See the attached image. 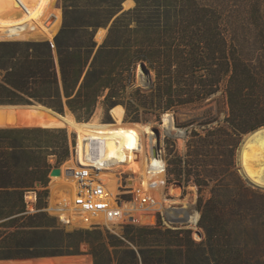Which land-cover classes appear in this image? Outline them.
Wrapping results in <instances>:
<instances>
[{
    "label": "trees",
    "instance_id": "16d2710c",
    "mask_svg": "<svg viewBox=\"0 0 264 264\" xmlns=\"http://www.w3.org/2000/svg\"><path fill=\"white\" fill-rule=\"evenodd\" d=\"M212 2L151 0L148 17L134 26L109 19L102 5L74 3L59 11L63 21L19 25L0 40V264H249L253 226L245 218L264 195L233 169L232 142L264 124V59L244 57L228 38L226 13L236 7ZM241 10L264 38L261 3ZM138 61L154 72L151 93L143 94L153 109L201 103L224 85V123L203 134L193 129L168 169L170 180L197 186L200 241L190 228L165 226L142 200L122 234L67 231L42 199L26 206L25 191L46 187L63 161L80 162L82 128L98 96L108 90L109 104L118 102L122 73ZM143 213L149 221H141Z\"/></svg>",
    "mask_w": 264,
    "mask_h": 264
},
{
    "label": "rangeland",
    "instance_id": "374dc122",
    "mask_svg": "<svg viewBox=\"0 0 264 264\" xmlns=\"http://www.w3.org/2000/svg\"><path fill=\"white\" fill-rule=\"evenodd\" d=\"M204 1H218L236 7L233 11L226 13L224 23L228 38L235 37V43L244 57L253 60L264 59V38L253 30L245 12L241 10L251 5L252 1H259L264 18V0ZM150 2L151 0H0V40L6 38L7 33L17 29L19 25L34 24L40 19L47 21L57 18L63 21V15L59 14V11L62 12L74 3H80L88 7V10H95L98 5H102L109 10V19L119 18L128 21L130 26H134L137 19L148 17L151 10L147 4ZM140 63L142 62L138 61L134 68L122 73L124 87L120 90L121 97L118 102L109 104L106 100L108 90L98 96L92 114L82 128L87 141L82 147L80 162L68 165L66 160L63 161L46 187L36 183L34 189L25 191L26 206L28 209H34L37 201L42 199L46 202L50 213L67 231L76 228H94L103 233L122 234L126 223L125 217H133L134 211L124 215L121 203L123 201L131 203L134 209L137 200H142L143 206L159 211L165 226L190 228L192 238L200 241L204 234L198 226V221L199 236L195 235V230L189 223L171 224L164 218V208L176 207L179 211L189 214L198 211L196 208L197 186L193 183L185 185L176 180H170L172 174L168 173V169L173 165L171 158L174 154L182 156L185 153L186 141L193 129L203 134L202 129L205 126L224 123L228 113L224 85L201 103H191L176 109H153L149 101L144 102L147 99L143 94L151 93L154 72L144 63L146 70H142ZM157 99L152 98L154 104ZM163 112L171 115V125H163L161 121ZM212 118L215 120L206 125L198 123ZM102 121L106 124L101 127ZM104 129L107 130L106 134ZM154 129H158L160 137V171L157 178L152 173L151 178L154 184H150L147 173L148 161L150 160L153 164L151 147L154 146L153 141L156 142V137L153 135ZM254 129L235 136L232 142L234 144L233 169L246 185L264 195V187L247 183L238 157L240 143L244 136ZM252 148L246 149L247 162H251L249 157L252 154ZM48 161L54 164L56 156L48 155ZM89 185L93 188L94 197L102 199L106 197L110 187L115 190L111 196L107 197V201L95 202V206L90 207L85 193V188ZM154 189L162 191L168 199L179 201L158 204L151 196ZM172 189H176L177 193H174ZM29 192L34 193L33 200L28 199ZM209 194V189L202 191L204 198ZM54 198L61 201L60 211L52 209L51 200ZM255 203L257 210L245 218V221L253 226L249 229L247 238L248 261L249 264H264V197L256 199ZM149 219L148 214H141V221L147 222ZM81 247L86 249L88 244L83 242Z\"/></svg>",
    "mask_w": 264,
    "mask_h": 264
},
{
    "label": "bare ground",
    "instance_id": "6f19581e",
    "mask_svg": "<svg viewBox=\"0 0 264 264\" xmlns=\"http://www.w3.org/2000/svg\"><path fill=\"white\" fill-rule=\"evenodd\" d=\"M172 119L171 115L168 113H165L163 116V125H171ZM156 142L153 141V145H155ZM252 148V154L250 155L249 159L251 162H247V153L246 149ZM160 149L158 150V164L157 166H154L150 160L148 161V177H150L149 183L154 184V181L152 180L151 176L152 173L155 170L160 171L159 161H160ZM238 157L241 165V170L244 174V176L252 181L253 183L264 187V125L260 126L253 131L246 134L240 143L239 151H238ZM254 165H258L255 167ZM156 181V180H155ZM85 193L88 196L89 199V206L94 207L95 202H100L101 200L107 201L109 196H111L115 190V188L110 187L108 189V192L106 193V197H103L104 199L100 197H94L95 193L93 192V188L91 185H89L87 188H85ZM78 191V190H77ZM174 193H177L176 189H172ZM151 196L154 198L156 203L158 204H166V203H176L179 200L178 199H168L162 191L159 189H154V192L151 194ZM28 199L33 200L34 199V193L29 192L27 194ZM177 197V196H176ZM183 201V200H182ZM61 205V203H60ZM199 217V212L194 211L191 214H189V224L190 227H192L195 231V235L199 236V231L197 229V221Z\"/></svg>",
    "mask_w": 264,
    "mask_h": 264
},
{
    "label": "water",
    "instance_id": "95a60500",
    "mask_svg": "<svg viewBox=\"0 0 264 264\" xmlns=\"http://www.w3.org/2000/svg\"><path fill=\"white\" fill-rule=\"evenodd\" d=\"M140 67L142 68V70H146V66L143 65V63H140ZM165 113H167V112L161 113V121H163V116ZM153 135L156 137V143L154 146L151 147V157H152L153 165L157 166V164H158V150L160 149V137H159L158 129H154ZM158 173H159L158 170H155L153 172V175L155 178L158 177ZM246 181L250 185L259 186L247 178H246ZM60 203H61L60 199H58V198L52 199L51 200L52 209L56 210V211H60V209H61ZM163 211H164V218L166 219V221H168L171 224L189 223V213H184L182 211H179L178 208H176V207H170V209L164 208ZM199 217H200V214H199ZM199 217H198V219H199ZM180 226H182V225H180Z\"/></svg>",
    "mask_w": 264,
    "mask_h": 264
},
{
    "label": "built area",
    "instance_id": "2783aa9c",
    "mask_svg": "<svg viewBox=\"0 0 264 264\" xmlns=\"http://www.w3.org/2000/svg\"><path fill=\"white\" fill-rule=\"evenodd\" d=\"M132 208L133 207H132L131 203H128L126 201H123L121 203V210H122L124 215L130 214L133 211Z\"/></svg>",
    "mask_w": 264,
    "mask_h": 264
}]
</instances>
